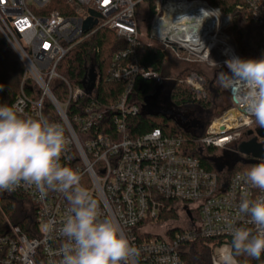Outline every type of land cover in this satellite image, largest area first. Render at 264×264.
<instances>
[{"label":"built area","instance_id":"built-area-1","mask_svg":"<svg viewBox=\"0 0 264 264\" xmlns=\"http://www.w3.org/2000/svg\"><path fill=\"white\" fill-rule=\"evenodd\" d=\"M55 2L0 0V33L24 69L20 91L9 105L17 104L24 117L46 118L64 128L61 163L81 175V184L92 192L102 217L118 219L123 233L139 250L136 264H189L185 256L198 240L212 241L211 264H220L232 239L230 229H254L239 212L240 203L264 196V192L248 183L244 173H232L224 166L217 173L204 168L198 158L186 153L181 136L168 137L160 129L136 138L128 133L126 119L140 112L130 101V92L139 80H162L158 72L145 70L136 55L142 41L138 7L148 0H67L72 12L68 16L53 8ZM170 2L185 5L196 15L199 6L212 11L220 21L213 39L218 33L221 37L203 45L188 27L182 28L187 42L167 39L160 21ZM90 11L100 17H92ZM251 18L263 26L264 36V0H253ZM229 26L230 19L223 11L207 1L156 0L149 35L162 44L163 52L170 50L187 64H205L218 70L219 76L227 59L241 57L225 34ZM98 29L114 31L129 44L116 54L106 76L107 82L124 84L126 91L106 108L97 101L101 75L96 66L97 80L91 93L83 82L71 84L61 73L68 53ZM84 80L88 81L87 75ZM180 83L194 90L196 100L207 98L202 75L191 73ZM222 85L232 99L236 88L230 87V81ZM250 119L245 109L234 103L206 130L200 143L203 156L211 158L210 149L232 151L241 131L252 128ZM68 207L63 193L50 190L41 198L34 185L23 182L15 191L0 193V264H60L58 250L64 238L59 228ZM169 212L176 218L166 219ZM50 219L55 221L51 232L45 227ZM261 259L264 264V254Z\"/></svg>","mask_w":264,"mask_h":264},{"label":"clouds","instance_id":"clouds-1","mask_svg":"<svg viewBox=\"0 0 264 264\" xmlns=\"http://www.w3.org/2000/svg\"><path fill=\"white\" fill-rule=\"evenodd\" d=\"M224 75L236 90L233 102L243 107L250 123L264 128V56L225 61ZM0 87V91H2ZM66 144L64 128L46 118L24 117L17 104H0V193L15 191L21 183L34 185L44 198L50 190L64 194L69 203L59 228L64 242L60 264H136L139 250L123 233L118 219L101 216L92 192L81 175L61 163ZM247 182L264 192V160L246 173ZM239 212L253 228L232 227L231 242L220 264H238L237 257L259 259L264 254V196L245 198ZM55 221L46 222L51 232Z\"/></svg>","mask_w":264,"mask_h":264},{"label":"trees","instance_id":"trees-1","mask_svg":"<svg viewBox=\"0 0 264 264\" xmlns=\"http://www.w3.org/2000/svg\"><path fill=\"white\" fill-rule=\"evenodd\" d=\"M149 2V26L156 16L155 0ZM210 6L220 8L230 19V26L225 33L234 41L238 53L242 58H261L264 56L263 26L255 24L251 18L253 0H203ZM54 9L62 15L72 14L66 0H56ZM140 34L141 31L139 30ZM129 44L126 40L117 36L114 31L98 29L94 35L88 37L81 44L75 46L65 57L61 65V73L71 83L80 85L88 75L91 61L94 62L101 80L97 86V101L101 108H106L116 103L125 93L124 84L107 82L106 76L114 62V57L119 52L126 50ZM137 59L145 70L158 72L162 80L159 83L139 80L129 94L132 100L140 107V112L135 116L126 119L127 131L133 138L143 136L155 129H160L168 137L181 136L184 139V150L190 156L196 157L207 170L217 173L218 164L215 158L204 157L201 150V140L211 123L227 110L234 107L231 97L223 90V85L216 84L209 80L201 70H197L195 64H187L178 60L173 53L163 52L158 46L145 44L136 51ZM186 64V66H185ZM67 66H69L67 68ZM169 68H177L181 72L177 75L168 74ZM23 66L9 45L0 33V103L11 104L20 91V84L23 78ZM191 73L202 75L206 81L207 98L202 101L196 100L195 92L180 81L184 80ZM166 81L167 78H174ZM164 92V94H162ZM56 98L59 100L57 92ZM155 102L160 108L159 111H147L148 103ZM180 113V115H179ZM188 120L200 121V126L192 128ZM261 129L253 123L250 130L241 131L240 138L233 145V153L243 158L239 153V146L243 142L250 141L249 131ZM214 149L208 150V154H215ZM250 159V158H246ZM255 164L231 163L232 173H244ZM166 219L176 218L173 212L166 213ZM231 242V241H230ZM212 241L198 240L190 246V252L185 256L189 264H211ZM261 257L255 259L247 255L237 257L238 264H262Z\"/></svg>","mask_w":264,"mask_h":264},{"label":"bare ground","instance_id":"bare-ground-1","mask_svg":"<svg viewBox=\"0 0 264 264\" xmlns=\"http://www.w3.org/2000/svg\"><path fill=\"white\" fill-rule=\"evenodd\" d=\"M197 8V12L199 13L196 15L195 13L187 11V7L185 5H178L170 2L164 7L165 17L162 21H160V24L165 31L167 39L179 40V38H181L184 42H187L189 39L185 36V34H183L182 28L186 29L190 27L191 30H194L196 35L198 34L197 39L200 44L205 45L217 42L215 40H218V38L221 37L220 33H218L216 39H213L212 33L218 28L217 26L220 23L219 18L212 11L206 10L202 6ZM178 18L181 19L177 20ZM194 19L195 22L193 23L192 21ZM190 39L193 40L192 38ZM197 39L195 42H198Z\"/></svg>","mask_w":264,"mask_h":264},{"label":"rangeland","instance_id":"rangeland-1","mask_svg":"<svg viewBox=\"0 0 264 264\" xmlns=\"http://www.w3.org/2000/svg\"><path fill=\"white\" fill-rule=\"evenodd\" d=\"M148 2H144L141 6L138 7V11H139L138 19H139L140 31H141V35H142V41L145 44H154L155 46L157 45L160 49H162L163 46L160 42H158L154 39H150V35H149L150 34V32H149L150 26H149V22H148V16H149V14H148L149 13V3ZM155 6H156V0H155ZM167 52H171V51L168 50ZM185 66H186V64H185ZM194 68H196L197 70H201L209 80L214 81L216 84L222 85L220 77L217 75L218 70L209 68L205 64H203V65L195 64ZM179 69L174 68L173 70H171V68H169L168 74L177 75L181 72V70H179ZM162 94H164V92H162ZM145 109L147 111H159L160 108L157 106V104L155 102L154 103L150 102V103H148V105ZM179 115H180V113H179ZM193 120H194V118H193ZM212 158H215L217 160L218 164H220L221 166H224L227 169L231 170V163H232V161L237 159V156L230 149H227V150H224L223 152L218 151L215 154H212ZM157 232H160V231L157 230Z\"/></svg>","mask_w":264,"mask_h":264},{"label":"water","instance_id":"water-1","mask_svg":"<svg viewBox=\"0 0 264 264\" xmlns=\"http://www.w3.org/2000/svg\"><path fill=\"white\" fill-rule=\"evenodd\" d=\"M92 17L99 18L100 15L96 14L93 11H90ZM92 19H90L87 24L86 28H89V25L91 24ZM228 72V69L226 67H223L219 70V77L222 83H225L227 81L225 73ZM88 81H83V84L86 86V90L88 93H91L93 89L95 88V83L97 80V72L95 69V64L93 63L89 69L88 75H87ZM192 126H196V122H192ZM256 134V137L252 138L250 141L243 142L239 146V153L244 156L243 158L237 157L236 162H241L245 164H257L261 162V160H264V144L259 143V139L264 140V128L258 129L256 131H249L248 135L253 136ZM246 158H250L249 160ZM212 160V158H210ZM216 169L218 172H222L223 166L217 165Z\"/></svg>","mask_w":264,"mask_h":264},{"label":"flooded vegetation","instance_id":"flooded-vegetation-1","mask_svg":"<svg viewBox=\"0 0 264 264\" xmlns=\"http://www.w3.org/2000/svg\"><path fill=\"white\" fill-rule=\"evenodd\" d=\"M183 119H184L185 122H189V123H191V121H192V120H191V121L188 120V117H186V116L183 117ZM194 121H195V120H194ZM195 122H196V126H195V127H199L201 122H200V121H195ZM191 127H192V128H195L194 126H192V124H191ZM254 137H256V134H254L252 138H254ZM259 143L264 144V140H263V139H259ZM237 157H238V156H237Z\"/></svg>","mask_w":264,"mask_h":264}]
</instances>
